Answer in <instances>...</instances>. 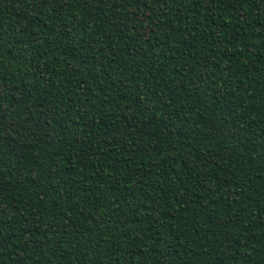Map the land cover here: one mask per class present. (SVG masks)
Wrapping results in <instances>:
<instances>
[{
  "label": "trees",
  "instance_id": "trees-1",
  "mask_svg": "<svg viewBox=\"0 0 264 264\" xmlns=\"http://www.w3.org/2000/svg\"><path fill=\"white\" fill-rule=\"evenodd\" d=\"M0 264H264V0H0Z\"/></svg>",
  "mask_w": 264,
  "mask_h": 264
}]
</instances>
